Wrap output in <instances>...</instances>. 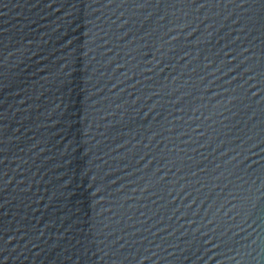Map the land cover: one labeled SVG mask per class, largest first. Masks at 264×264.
<instances>
[{
	"label": "water",
	"instance_id": "1",
	"mask_svg": "<svg viewBox=\"0 0 264 264\" xmlns=\"http://www.w3.org/2000/svg\"><path fill=\"white\" fill-rule=\"evenodd\" d=\"M0 264H264V0H0Z\"/></svg>",
	"mask_w": 264,
	"mask_h": 264
}]
</instances>
